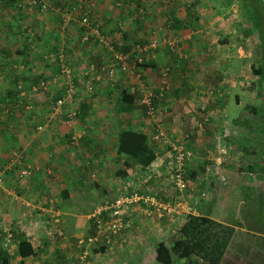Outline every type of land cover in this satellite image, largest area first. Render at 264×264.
Listing matches in <instances>:
<instances>
[{"label":"crops","instance_id":"crops-1","mask_svg":"<svg viewBox=\"0 0 264 264\" xmlns=\"http://www.w3.org/2000/svg\"><path fill=\"white\" fill-rule=\"evenodd\" d=\"M74 1L48 0L49 7L43 11L38 6L19 8L13 0H0V167L4 169L7 164L12 163L28 167L32 171L28 177L17 176L16 170L7 171L2 187L4 189L0 190L1 226L10 227L13 220L23 221L37 203L46 205L48 200L45 198L53 190L57 191L55 194L60 193L56 197L59 207L54 211L62 216L76 217L83 202L77 196L81 197L78 191L81 192V187L88 183L99 185L103 190L108 185L118 187L119 192L125 188L143 192L148 189L146 193L151 195H154L151 189L155 186L166 189L167 181L175 188L169 173L170 145L154 138L158 124L171 142L182 141L191 151L187 166L188 184L183 189L191 188L186 193L190 199L180 200L192 207L190 213L209 214L218 220L230 221L219 218V181L222 174V169L219 168V132L222 129L227 131L233 126V134L220 137L221 145H225L226 152L228 145V153H231L229 141L232 140L234 148L248 153L250 143L242 148L237 144L239 139L249 138V134L238 132L239 127L249 125V128H254L251 122L256 121L255 114L264 108H254L255 104H252L248 106L251 111L243 106L235 113L229 112L228 88L222 89L225 84L219 87V51L208 46L206 38L203 44L202 38L196 41L195 35L191 34L193 29L189 18L179 16L177 19L180 23L177 24L175 20L171 23L170 20L167 27L158 24L160 20L154 15L160 7H156L157 10L155 4L150 2L152 6L148 8L149 2L146 0H91L93 16L101 22L103 33L109 38L113 37L117 23L122 22L121 20L126 22L122 36L112 38L115 48L130 51L136 42L144 43L152 36H157L160 40L159 46L144 54L146 65L142 68L137 69L130 58L127 71L117 68L113 79L105 76L100 80L96 79L97 66L111 60L112 50L94 37L82 40L83 28L77 13L71 9ZM154 1L157 3L158 0ZM143 4L147 6L146 14L139 17L142 13H137L135 16L139 7L143 10ZM175 10L177 9L174 7L173 11ZM165 11H170V8ZM148 15L154 17L144 23L142 18ZM164 27L168 30L163 29ZM139 32L142 37H137ZM129 34L136 38L129 37L130 42H127ZM174 34L181 36L176 38L178 45L170 49L165 43L166 38ZM187 51L189 54L199 51L200 55L197 60L193 56L190 60L185 56ZM65 65L72 69L73 89L69 94L66 88L68 83L61 73V67ZM164 66H169L165 74ZM138 75L141 79L135 77ZM43 80L47 82L45 86L40 83ZM90 84L91 91L87 90ZM163 84L168 85V94L154 101L152 110L138 101L144 88L155 90ZM133 85L137 86V90H131ZM122 88H128L135 95L133 107L128 111H119L114 106L110 112L107 111L105 98L111 92H116V99ZM62 95L67 97L59 110L54 112L53 100ZM237 96L236 94L235 97ZM235 101H238L237 98ZM100 107L104 112L98 116V120L101 119L104 123V130L118 120V132L122 128L133 127L146 133L156 154L149 165L140 168L129 156L117 153L115 143L118 132L98 134L99 131L95 129L96 134H91L89 130L77 142H71L70 135L79 130V121L89 116V110L94 108L98 112L96 109ZM71 109L77 113L72 121H67L68 111ZM87 119L98 125V121L92 117ZM91 127H94L93 123H89L88 128ZM255 155L248 157L247 154L244 165H239V168L235 165L240 175L234 167L229 166L230 172H235L231 177L237 186H255L256 182L249 181L248 176H245L259 172L246 169L252 159H256ZM91 170H94L95 177L91 176ZM85 178L90 180L85 183ZM36 188L43 197L34 202L36 195L31 197V194L36 193ZM15 190L19 192L14 193ZM62 190H66L67 197L62 196ZM183 190L179 191V196L183 195ZM197 193L199 199L194 204L191 199ZM70 196L73 199L77 196L78 201L61 203ZM93 196H85L91 205L97 201ZM98 206L97 204L92 210L95 211ZM145 206L146 203L143 202L135 203L127 207L124 214H129L128 211L133 207L148 214ZM233 207H228L231 213H234ZM50 210L51 208L46 207L45 211ZM172 213L179 216L183 212Z\"/></svg>","mask_w":264,"mask_h":264},{"label":"rangeland","instance_id":"rangeland-1","mask_svg":"<svg viewBox=\"0 0 264 264\" xmlns=\"http://www.w3.org/2000/svg\"><path fill=\"white\" fill-rule=\"evenodd\" d=\"M146 1L149 2L147 3L148 8L152 6L150 2L155 4V9L158 10L156 7H160L159 11L157 13L155 12L154 15L158 16L160 20L158 24L167 27L166 24H168L170 20V22L173 23L179 16H181V18H189L192 23L191 28L193 29L191 34L195 35L196 41L202 38L201 43L203 44L207 39L208 46L214 49V51H219V87L225 84L222 89L228 88L226 92L230 96L229 112L232 111L235 113L243 106L247 111H251L248 106L252 104L264 108V83L253 71V66H257L261 62L262 56H264V47H262V50L261 45L258 44L264 35L261 36L257 27L253 23L251 24V22H253L251 17H249V19L245 17L244 10L245 8H252L255 13L258 10V16L261 14L264 16V0H253V3H248L247 5H244L241 0H158L160 2L157 1V3L154 0ZM147 6L143 4L142 8ZM174 7L177 10L173 11ZM169 8L170 11H165ZM137 13H141L140 7L134 15ZM144 14H146V12L139 14V17L142 15L144 16ZM154 16L149 17L148 15L143 17L142 20L145 23V21H149ZM121 21L123 25L126 24L123 20ZM166 27L163 29L168 30ZM131 35H128L127 42H130L129 37L136 38L134 35ZM180 36L181 34H179V36L176 34L168 36L166 41L178 39ZM137 37H142V33L139 32ZM155 38L158 41L157 46H159L160 40L157 36H152L149 40ZM165 43L167 44V42ZM178 43L179 42L176 43V46ZM196 44L200 45L199 42ZM192 53L193 54H186V58L190 59V57L193 56V59L197 60L200 55L199 51H197V53L192 51ZM207 61L210 60L207 59ZM199 63H201V61ZM118 72L119 71H117V73ZM135 77L141 79L140 75ZM222 91L223 90H221V92ZM236 94L238 95L237 97H235ZM115 95L116 92H111L105 98L106 103L104 104H107V111L109 112L114 109ZM236 98L238 101H235ZM96 110H98V112H96L94 108L89 110V116H85L83 121H79L77 129L81 130L85 128L88 130L87 132L90 130L91 134L95 133V129L99 131L98 134H108L109 131L111 134L117 133L120 126L117 122L118 120L115 122L113 121L114 124L110 126V128H105L104 130V123H102L101 119L98 120V118H100L98 116L104 112V109L100 107ZM262 111H264V109L261 108L260 112ZM119 115H121V113ZM251 115L254 117L253 113H251ZM87 117H92L93 120L98 121V125L91 119L88 120ZM254 120L256 121L251 122L254 128H249V125H245L246 127H239L238 130L240 133L249 134V138L243 137L239 139L240 142L237 143L241 148L244 145L245 147L249 146L248 143H250V148L252 150L246 148V150H249L248 153L240 149L243 153L241 154V152H239L240 150L234 148V142L230 139L231 137L229 138L231 140L229 141L231 153H228V145L226 148L227 152L225 150V145H221L222 138L220 139V137L233 134V131H231L233 126L227 131L222 129L221 132H219V140L221 141L219 142V168L222 169V174L225 176V180L219 181V218L232 221L233 219L231 218L241 216L240 204L244 200L242 198V193L245 190L243 186H237L232 181L234 178L231 177V174L235 172H230L229 166L230 168L234 167L236 171L239 165H244V158L247 154L248 157H250L251 154L263 156L262 165H264V135H262L264 131H258L260 130V125L264 123V114H259V116L255 115ZM89 123H93L94 127L88 128ZM239 124L240 123H238V125ZM253 144H255V147ZM221 149L223 151H221ZM256 155L255 158H258ZM235 165H237L238 168L235 167ZM236 173L240 175L239 172L236 171ZM243 173L246 172L244 171ZM245 176H248L247 178L249 181L256 182L255 186L252 187L255 188V192L261 197V200H264V171ZM86 180L90 179L85 178V181ZM87 182L88 181L85 183ZM167 184L168 187L166 189L159 186H155V188L151 189L152 192H154V196L161 202L190 199V197L188 198V196H186L187 191L191 189L190 187L183 190V195L179 196L178 194L180 192L176 190L169 181H167ZM106 187V190H103L99 185L94 186L92 183H90V185L88 183L85 187H81V192L78 191L81 197L79 195L77 196L81 200L83 199V202H81L82 209H80L79 214H76V217L62 216L56 213L54 210L59 207L56 197L58 198L60 193L58 192L55 194V192H57L56 190L48 192V196L45 198L48 200L46 205H39L37 203L35 209H32L31 213L23 218V221L13 220L14 223H11L10 227L1 226L0 221V240H20L22 236H28L30 240H89V236L95 237L96 239L94 240H173L178 236V224L182 221L185 212L177 216V214L172 213L174 211H166L164 215L159 216L152 212L144 214L142 210L135 208V206L131 211H128L129 214H124L127 224L117 232H110L103 224L98 226L96 221L98 215L94 214L92 208L97 204L109 203L111 198H114L116 194L120 193L118 187H110L109 185ZM2 189L4 188L0 187V190ZM38 190L39 189L36 188V193L31 194V197L36 195L34 202H37L43 197V195H39L42 193ZM145 191L147 192L148 189H145ZM16 192L19 191L15 190L14 193ZM253 192L254 190L250 193ZM88 194L92 196L94 194L93 197H96L97 201L93 202L92 205L89 203L88 198L85 199V196ZM77 196V200L70 196V198L61 201V203L66 201H78ZM198 199L199 196L197 193L191 201L195 204ZM231 205L234 206L232 208L234 213L228 210V207ZM42 206L44 207L43 209L41 208ZM46 207L51 208V210L45 211ZM103 215L104 217L101 215L100 217L98 216L101 218L102 223L108 220L109 214L104 211ZM244 222H246V227L235 225L230 240H264V237L251 230V227L254 225L252 220L245 221L244 219L242 225H245ZM16 229H18V231ZM10 231H13L12 235H9ZM19 242L20 241H0V245L6 247V251L9 255L8 264H159L155 260L154 251L158 241H30L31 244L28 249L26 246H20ZM165 242L168 244L172 243V241ZM102 245H105L103 252H95V250ZM32 248L34 252L30 255L29 253H31ZM25 249H27V252ZM262 249H264V241H229L227 250L219 264H258L257 262L261 259L262 252H264ZM21 250L25 251L23 252L25 255L20 252ZM172 264H184V261L176 259Z\"/></svg>","mask_w":264,"mask_h":264},{"label":"built area","instance_id":"built-area-1","mask_svg":"<svg viewBox=\"0 0 264 264\" xmlns=\"http://www.w3.org/2000/svg\"><path fill=\"white\" fill-rule=\"evenodd\" d=\"M14 3L19 8L24 7H34L38 6L40 10H47L49 7L48 0H13ZM91 0H75L71 4L72 11L77 13L78 21L80 25L83 28V32L81 34L82 40L86 41L89 40L90 37H94L96 40L102 42L107 47H109L112 50V57L111 60L108 63H102L100 66H97V71L95 72L97 77L96 79H102L104 76H107L109 79H113L116 74L117 68L121 71H127L129 69L130 65V58L132 59V64L136 66L137 69L142 68V63L144 62V54H147L146 52L153 51L157 45L158 41L157 39L148 40L147 42H136L132 49L129 50H120L118 48H115L112 44V38L115 36H122L123 30L125 29V25H123L122 22H119L116 24V28L114 30L113 37L109 38V36L105 35L103 33V28L101 27V22L98 21L93 16V3H91ZM167 42V46L170 49H174L176 47V43L178 40L176 39H170ZM169 66H164V74L168 72ZM72 69L65 65L61 67V73L63 75L64 80L68 83L67 85V93H71L73 89V85L71 84V72ZM139 76V75H138ZM42 86L47 84L46 81L40 82ZM143 84L144 81H141ZM145 84V83H144ZM87 90H92L91 84L87 86ZM132 91L137 90V86L133 85L131 87ZM168 94V85L163 84L159 86L155 90H151L148 88H144L141 92V95L139 97V102L142 104H145L149 107L150 110L153 109V102L158 101L162 98H164ZM66 95V94H65ZM65 97L67 96H60L53 100V111L57 112L59 110V107L64 103ZM77 111L74 109H71L68 111V120L72 121V119L75 117ZM84 129H81L76 132H72L70 135L71 142H77V140L84 134ZM154 138L157 140H160L161 143H168L170 145V159H169V173L171 181L173 182V185L178 191H182L188 184L187 179V166L188 162L191 158V151L187 148V146L182 142H171L166 134L164 133L162 127L160 124H158V127L154 133ZM19 159V158H18ZM19 161H21L19 159ZM8 169H14L16 170L17 176H27L30 174L31 170L28 167L24 166H18L17 164H7L6 167L3 169L0 167V187H3L4 180L6 176V170ZM92 177H95V172L91 173ZM221 180H225V176L223 174L220 175ZM143 202L146 203L145 210L148 212H152L156 215L162 216L166 213V211H174V212H185L189 213L192 211V207L188 204H186L182 200H168L165 202H161L156 198L154 195H151L149 193L140 191L138 189H132L131 191L127 188L122 189L120 193L116 194L112 200L109 201V203H102L100 204L96 210L94 211V214H97L100 217V214L102 212H107L108 220H106L104 223L101 222V218L97 216V225L100 226L101 224L104 225L106 229H108L110 232H117L121 228H123L127 223L125 222L124 213L125 209L135 203ZM93 216V214H92ZM89 240L96 239L95 237L89 236Z\"/></svg>","mask_w":264,"mask_h":264},{"label":"trees","instance_id":"trees-1","mask_svg":"<svg viewBox=\"0 0 264 264\" xmlns=\"http://www.w3.org/2000/svg\"><path fill=\"white\" fill-rule=\"evenodd\" d=\"M241 1H243L244 5L253 3V0ZM145 10L146 8H143L141 13L143 14V12H147V10ZM244 10L245 17L247 19H249V17L252 18L253 22H251V24L253 23L257 27L260 35L263 36L264 16L262 14L258 16V10L255 13L252 8H245ZM136 15L137 14H135V16ZM175 22L178 24L180 23V20L175 19ZM258 44L261 45V49L264 47V37L258 42ZM144 65H146V63L143 62L142 66ZM253 71L264 83V56H262L261 62L257 66H253ZM134 99L135 95L130 92L128 88H122L115 99V107L119 111H128L133 107L132 104L134 103ZM256 107L257 106L254 105V108ZM259 114L263 115L264 111L255 115L259 116ZM84 130V134H88L85 128ZM260 131H264V123L260 125ZM115 146L117 153H123L129 156L133 163L139 165L140 168H145L156 156L154 148L147 140L146 133L143 130H138L133 127H125L118 132ZM262 158L263 156L260 155L258 158L254 160L252 159V162L254 163L250 162V166L246 169L251 172L264 171V165H261ZM94 167L95 166H93V168ZM10 170L14 171V169H7L6 173ZM91 172H94V170H91L90 173ZM243 188L245 191L242 193V198L244 200L240 204L241 216L231 218L233 219L232 221L225 222L220 219L218 220L209 214L185 213L182 221L178 224L179 234L173 240H230L236 224L238 226L246 227V222H244L245 225H242L244 219L245 221L252 220L254 225L251 227V230L264 237V200H261V197L255 192V188L249 186H243ZM129 190L131 191L132 189ZM253 190L254 192L250 193ZM62 191V196L67 197L68 193L66 190ZM103 213L104 212L100 215L104 217ZM16 230L18 231V229ZM12 233L13 231H10L9 235H12ZM20 240H30V238L28 236H22ZM30 244V241L19 242L20 246H26L27 249ZM228 245L229 241H172L171 244H168L165 241H158L154 249L155 260L159 264H172L176 259L183 260L184 264H219ZM27 249H25L26 252ZM104 249L105 245H102L100 248L96 249L95 252H103ZM262 250L264 251V249ZM25 251L21 250L20 252L25 255L23 253ZM33 252L32 248V251L29 254L31 255ZM262 253L261 259L257 262L258 264H264V252ZM8 263L9 255L6 251V247L0 245V264Z\"/></svg>","mask_w":264,"mask_h":264}]
</instances>
